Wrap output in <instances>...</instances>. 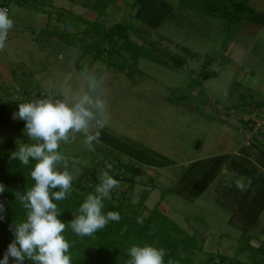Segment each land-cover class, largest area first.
Here are the masks:
<instances>
[{"label": "rangeland", "instance_id": "rangeland-1", "mask_svg": "<svg viewBox=\"0 0 264 264\" xmlns=\"http://www.w3.org/2000/svg\"><path fill=\"white\" fill-rule=\"evenodd\" d=\"M96 1H4L14 23L4 49L0 50L2 101L12 104L18 111L19 104L34 99H63L65 88L79 91L85 74H90L87 68L92 57L83 56V51L73 42L92 45L94 38L83 33L84 23L76 20L68 26L66 21L72 13L95 20L97 13L92 5ZM168 1L173 6V16L158 30L141 25L135 18L138 11L135 0H115L100 22L107 28L115 22L126 21L131 26L134 40L153 51L167 49L169 54L177 55L178 60L184 59L183 67L164 66L141 57L138 68L142 73L133 78L120 67L107 68L101 77H97L101 80L100 91L107 99L109 117L107 125L99 130V142H94V150L90 151L84 144V134L78 133L75 140L61 142L59 153L74 165L71 173L74 177L98 162L101 163L100 173L108 171L111 175L122 170L108 157L117 154L127 162L131 156L117 149L116 144L135 145L159 159H170L171 163L162 161L160 166L143 165L144 175L138 178L143 183H137L130 192L132 206L129 209L138 210V203L143 201L147 207L144 213H148L158 205L188 232L197 231L206 251L237 255L242 232L229 224L230 213L213 203L216 182L194 201L169 188L191 161L222 153L237 154L242 145L250 143L253 130L248 129L244 121L233 120L242 115L244 102L240 93H245L246 86H252L250 73L246 72L249 84L242 81L241 71L251 68L256 74L261 72L257 78L260 83L264 82V45L260 48V44H264V34L257 38L255 49L243 58L244 68L233 73L225 65V58L236 42L239 29L232 31L226 20L186 9L180 0ZM251 3L258 6L257 0ZM236 52L230 53V57H236ZM114 60L124 63L117 56ZM101 65L96 61L93 70ZM206 72L213 73L204 77ZM260 90L256 94L263 96L264 88ZM256 98L244 100L258 101ZM251 105L256 111V102ZM249 112L246 111L243 119L250 116ZM95 131L94 126L90 127V133ZM259 131L264 133V130ZM111 136L116 144L106 140ZM4 137L25 141L27 134L25 128L21 131L0 128V138ZM221 176L229 187H236L233 179L242 183L246 180L245 176L228 168H224ZM128 186V182L120 181L115 194ZM249 235L253 237L254 245L264 241V211ZM249 253L245 251L238 255L245 261L249 259ZM203 258L204 255L198 254L197 263Z\"/></svg>", "mask_w": 264, "mask_h": 264}, {"label": "trees", "instance_id": "trees-1", "mask_svg": "<svg viewBox=\"0 0 264 264\" xmlns=\"http://www.w3.org/2000/svg\"><path fill=\"white\" fill-rule=\"evenodd\" d=\"M4 1L6 0H0L1 8L6 7ZM114 1L97 0L93 5L97 12L95 20L72 13V17L66 21L68 26L76 20L84 23L83 33L94 38L92 45L73 42L74 46L83 51V56L92 57L87 72L101 77L107 68L120 67V70L133 78L138 73H142L138 68L141 57H146L164 66L183 67L184 59L178 60V56L169 54L167 49L161 48L153 51L145 44L134 40L130 33L131 26L126 21L115 22L107 28L103 27L100 19L108 13ZM251 2L252 0H180L186 9L228 21L232 31L239 29L246 20L264 23V14L257 10ZM135 5H138L135 18L140 21L141 25L155 30H158L173 16V6L168 0H135ZM115 56L124 63L114 60ZM96 61L102 65L93 70ZM212 73L206 72L203 76L209 77ZM253 98V96L250 97L254 100ZM254 102L260 113L264 111V101H245L241 109L253 112L250 105ZM17 112L12 104L5 103L0 97V128L23 130L26 122L20 121L15 115ZM244 122L252 131L251 121L244 120ZM106 140L112 145L116 142L113 136ZM27 143L32 144L36 141L30 140L28 136L25 141H17L10 137L0 138V184L5 187V191L0 193V203L4 205V211L0 212V216L3 217L0 219V259H3L8 245L15 239L13 233L16 224L27 219L28 210L21 204L18 193L23 194L35 185L31 171L36 161L33 160L28 165H23L12 157V154L22 144ZM116 145L117 149L128 153L131 158L124 162L121 156L110 155L109 161L113 162L116 167L123 168L111 175L119 181L128 182L129 186L123 191H117L118 194H115L113 190L110 194L111 198L103 200L102 213L106 215L109 211L119 212L121 216L119 222H110L104 229L98 230L92 236H78L71 228V221L80 215V205L88 194L95 193V188L100 183L101 163L99 162L92 168H85L74 178L66 199L54 201L60 210L58 219L66 225L61 235L69 242L70 248L66 254L70 255L71 264H127L130 259L128 253L133 245L141 247L152 245L164 248L167 252L164 264H170V262L171 264H264V241H261L260 245H254L251 242L253 237L249 235V232L257 226L264 211V133L253 132L250 143L242 145L237 154L222 153L191 161L169 188L171 192L180 194L189 201H194L212 183L216 182L213 203L227 210L230 213L229 224L242 232L237 250L238 254L250 251V257L245 261L241 260L238 254L228 255L206 251L202 244V236L197 231L188 232L158 205L151 208L148 213H144L147 207L143 201H140L137 205L138 210L131 211L129 209L132 206L130 192L137 183H143L138 179L144 175L143 165L160 166L165 161L168 163L172 161L165 157L159 159L153 153H148L143 148H136L135 145ZM60 150L61 145L57 151L60 152ZM66 164L71 174L74 165L67 161ZM224 168L245 176L246 180L243 184L246 190L241 191L237 187V179H233L236 187H229L225 184L221 176ZM58 169L64 170L63 162L58 165ZM58 190V188L54 189V191ZM141 219L142 223H138ZM125 226L126 231L122 232ZM198 254L204 255L199 263H197ZM9 264H15L11 257ZM24 264H34V262L26 259Z\"/></svg>", "mask_w": 264, "mask_h": 264}, {"label": "clouds", "instance_id": "clouds-1", "mask_svg": "<svg viewBox=\"0 0 264 264\" xmlns=\"http://www.w3.org/2000/svg\"><path fill=\"white\" fill-rule=\"evenodd\" d=\"M13 23L7 9L0 8V50L5 47ZM100 85L101 80L95 75L85 74L79 91L65 88L63 99L47 97L19 104L15 115L26 121L25 132L36 143L22 144L12 157L23 165L36 161L31 171L35 185L23 194L18 193L21 204L28 210L27 219L16 224L15 239L8 245L0 264H9L10 257L15 264H24L26 259L34 264H71V257L66 254L69 242L61 235L66 225L58 219L60 210L54 201L67 198L75 177L69 173L65 157L57 150L61 142L75 140L78 133L84 134L86 148L94 150V142H99V130L107 125L109 119L107 99L100 91ZM93 126L96 131L90 133ZM62 162L64 170L60 171L58 165ZM119 186V180L108 171H102L95 193L87 195L79 207L80 215L71 221V228L78 236H92L110 222L120 221L119 212L102 213L103 200L110 199V193ZM237 187L241 191L246 190L240 181H237ZM57 188L59 190L54 191ZM4 191V185L0 184V193ZM3 211L4 205L0 203V212ZM138 223H142V219ZM121 231H126V226ZM166 254L162 247L133 245L127 264H164Z\"/></svg>", "mask_w": 264, "mask_h": 264}, {"label": "crops", "instance_id": "crops-1", "mask_svg": "<svg viewBox=\"0 0 264 264\" xmlns=\"http://www.w3.org/2000/svg\"><path fill=\"white\" fill-rule=\"evenodd\" d=\"M257 2H258V6H254V7L264 14V0H257ZM83 4L86 5L85 2H83ZM92 8H93V5H92ZM83 16L87 17L84 14H83ZM87 18H89V17H87ZM263 34H264V23H258V22L246 20L240 25L239 30L237 31L238 37L236 39V42H235V44H233L232 48L229 49L227 56L225 58V61H226L225 65L227 67H230L231 71H233V73H235L237 70L241 71L244 68V64H243L244 59L243 58H245L246 55L250 54L255 49V44L257 43V38L259 36H262ZM262 45H264V44L263 43L260 44V48H262ZM256 48L260 49L259 46H257ZM234 50H237V52H236L237 55H236V57L231 58L230 53H233ZM254 57H256V56H254ZM247 69H248V71H245V70L241 71L242 76H244V77H242V81H246L249 83L250 82L249 79H251L252 86H246L247 89H246L245 93H240V95H241L240 99H242L243 102H245L244 97H252L253 96V97H257L256 100L262 101L264 99V95L262 96L261 94H256L257 92L261 91L260 89L264 88V82L260 83V81L258 80V78H260V77L257 76V75H261V72L259 74H256L255 70H251V68L250 69L247 68ZM246 72L250 73L249 79L247 77L248 75L246 74ZM250 107H251V105H250ZM246 111L247 110L243 109L242 115H240V118L234 119L233 121L237 122V120H241V121L246 120V119H243L244 114H246ZM237 113H239V112H237ZM244 131H247V130H244ZM245 133H247V132H245Z\"/></svg>", "mask_w": 264, "mask_h": 264}, {"label": "built area", "instance_id": "built-area-1", "mask_svg": "<svg viewBox=\"0 0 264 264\" xmlns=\"http://www.w3.org/2000/svg\"><path fill=\"white\" fill-rule=\"evenodd\" d=\"M3 9H7L4 7ZM250 116L246 119L251 121L250 125L253 126V132H257L259 130H264V111L262 110L261 113L258 111L250 112Z\"/></svg>", "mask_w": 264, "mask_h": 264}]
</instances>
